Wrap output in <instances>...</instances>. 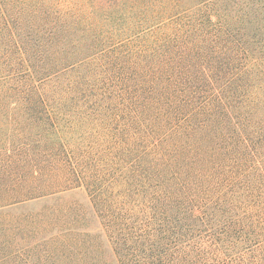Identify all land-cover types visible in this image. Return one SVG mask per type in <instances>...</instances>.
Masks as SVG:
<instances>
[{"label": "trees", "instance_id": "16d2710c", "mask_svg": "<svg viewBox=\"0 0 264 264\" xmlns=\"http://www.w3.org/2000/svg\"><path fill=\"white\" fill-rule=\"evenodd\" d=\"M0 264H264V0H0Z\"/></svg>", "mask_w": 264, "mask_h": 264}, {"label": "rangeland", "instance_id": "374dc122", "mask_svg": "<svg viewBox=\"0 0 264 264\" xmlns=\"http://www.w3.org/2000/svg\"><path fill=\"white\" fill-rule=\"evenodd\" d=\"M96 226H97L96 222L89 220V225H88V227H85V228L89 229L90 231H94V229H91V228L96 227Z\"/></svg>", "mask_w": 264, "mask_h": 264}]
</instances>
